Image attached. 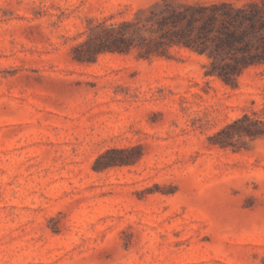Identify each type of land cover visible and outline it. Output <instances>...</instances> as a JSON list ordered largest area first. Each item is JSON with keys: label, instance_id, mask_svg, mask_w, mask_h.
Here are the masks:
<instances>
[{"label": "rangeland", "instance_id": "obj_1", "mask_svg": "<svg viewBox=\"0 0 264 264\" xmlns=\"http://www.w3.org/2000/svg\"><path fill=\"white\" fill-rule=\"evenodd\" d=\"M157 1L0 0V264H264V65L73 59Z\"/></svg>", "mask_w": 264, "mask_h": 264}, {"label": "trees", "instance_id": "obj_2", "mask_svg": "<svg viewBox=\"0 0 264 264\" xmlns=\"http://www.w3.org/2000/svg\"><path fill=\"white\" fill-rule=\"evenodd\" d=\"M86 34V39L73 48L75 61L93 62L108 52L136 51L143 59L170 57L173 48H186L208 56L206 76L235 86L246 71L264 65V0L243 4L159 0L131 20L91 22ZM249 120L246 115L228 128ZM216 141L222 147L227 146V140ZM125 163L128 162H115L107 167Z\"/></svg>", "mask_w": 264, "mask_h": 264}]
</instances>
